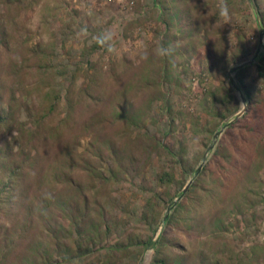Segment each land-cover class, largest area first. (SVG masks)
<instances>
[{"label": "rangeland", "instance_id": "1", "mask_svg": "<svg viewBox=\"0 0 264 264\" xmlns=\"http://www.w3.org/2000/svg\"><path fill=\"white\" fill-rule=\"evenodd\" d=\"M219 2L0 0V264H264V0Z\"/></svg>", "mask_w": 264, "mask_h": 264}, {"label": "clouds", "instance_id": "2", "mask_svg": "<svg viewBox=\"0 0 264 264\" xmlns=\"http://www.w3.org/2000/svg\"><path fill=\"white\" fill-rule=\"evenodd\" d=\"M218 13L225 21H227L229 19L230 12H229L228 6L224 2V0H220V2L218 4ZM112 39H113V34L111 32H106V33L102 34L100 37V40L104 44L107 45V50L109 52L115 51V48L113 47V45L111 43ZM176 47H178V44L177 45L169 44V45L165 46L163 43H160L154 49V53H155V55H157L161 58L170 57L174 54ZM142 58H147V52L144 53ZM241 106H243L245 109L247 107L245 104H241Z\"/></svg>", "mask_w": 264, "mask_h": 264}, {"label": "trees", "instance_id": "3", "mask_svg": "<svg viewBox=\"0 0 264 264\" xmlns=\"http://www.w3.org/2000/svg\"><path fill=\"white\" fill-rule=\"evenodd\" d=\"M60 99V96L56 93L54 94L53 98L51 97L50 100L52 101L51 103V106L50 108L47 110V112L44 110L43 113L41 114V116L38 118H36V120H34L35 122V125H39L42 121H44V119L49 116L51 113H53L54 109H55V106H56V103L58 102V100ZM33 116H31L32 118ZM28 137H29V142H32V139H33V130L30 129V130H27L26 131ZM170 177V174H167V173H162L158 176V181L160 183H164L167 178ZM145 248H152V249H156L157 247V244L153 243V242H148L146 244H144Z\"/></svg>", "mask_w": 264, "mask_h": 264}, {"label": "water", "instance_id": "4", "mask_svg": "<svg viewBox=\"0 0 264 264\" xmlns=\"http://www.w3.org/2000/svg\"><path fill=\"white\" fill-rule=\"evenodd\" d=\"M189 185L190 184H188L186 187H185V189L182 191V193H181V195H180V197L179 198H181L182 197V195H184V193H186V191L188 190V188H189ZM165 220H166V217H165ZM164 220V221H165Z\"/></svg>", "mask_w": 264, "mask_h": 264}]
</instances>
